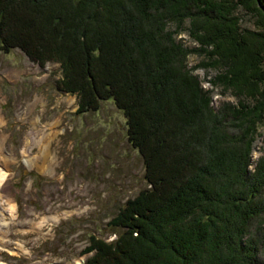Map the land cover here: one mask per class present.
I'll return each instance as SVG.
<instances>
[{
    "label": "trees",
    "instance_id": "1",
    "mask_svg": "<svg viewBox=\"0 0 264 264\" xmlns=\"http://www.w3.org/2000/svg\"><path fill=\"white\" fill-rule=\"evenodd\" d=\"M247 1L264 22V0ZM185 19L194 47L175 39ZM249 33L234 0H0V50L57 62L55 87L75 94L76 112L111 98L142 159L146 185L108 219L113 238L88 235L81 264H264V149L247 168L264 31ZM201 50L220 68L208 80L237 97L226 111L185 63Z\"/></svg>",
    "mask_w": 264,
    "mask_h": 264
},
{
    "label": "rangeland",
    "instance_id": "2",
    "mask_svg": "<svg viewBox=\"0 0 264 264\" xmlns=\"http://www.w3.org/2000/svg\"><path fill=\"white\" fill-rule=\"evenodd\" d=\"M235 23L245 38L264 31L262 15L247 0H234ZM187 25L185 19L175 39L194 47ZM210 62L202 50L185 57L208 90L209 104L226 111V103L235 104L237 97L231 88L208 80L220 70ZM57 66L33 63L18 48L0 50V171L5 173L0 181V264L82 263L91 253L83 252L88 235L113 238L119 227L108 219L146 185L141 156L125 138L122 111L106 98L95 110L76 112L75 94L55 87ZM52 123L50 134L43 133ZM227 127L230 133L238 130L228 120ZM255 129L249 169L264 149V115ZM42 137L43 150L38 144ZM259 230L264 239V221Z\"/></svg>",
    "mask_w": 264,
    "mask_h": 264
},
{
    "label": "bare ground",
    "instance_id": "3",
    "mask_svg": "<svg viewBox=\"0 0 264 264\" xmlns=\"http://www.w3.org/2000/svg\"><path fill=\"white\" fill-rule=\"evenodd\" d=\"M54 125H56V124L55 123L49 124V127L46 129L48 131L47 132L44 131L43 133H45L46 135L50 134V130H52ZM43 137H44V135H43ZM43 137L40 139V141H38L39 147H40V149L42 148V150L45 149V147L47 146V144L44 142L45 139ZM27 162H29V163L31 162V164H32V160L31 159H27ZM51 169L52 168H50V169L47 168V170H48L47 173L51 174ZM4 177H5V173L3 171H0V181L1 182L4 180ZM73 264H81V260H77Z\"/></svg>",
    "mask_w": 264,
    "mask_h": 264
}]
</instances>
